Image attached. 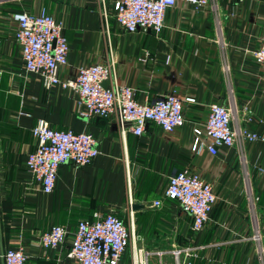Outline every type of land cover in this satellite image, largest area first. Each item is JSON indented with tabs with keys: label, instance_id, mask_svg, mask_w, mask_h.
<instances>
[{
	"label": "crops",
	"instance_id": "obj_1",
	"mask_svg": "<svg viewBox=\"0 0 264 264\" xmlns=\"http://www.w3.org/2000/svg\"><path fill=\"white\" fill-rule=\"evenodd\" d=\"M117 1L0 0L1 251L21 247L29 264H78L68 256L78 222L114 214L133 237L120 264H133L134 249L148 252V264H183L174 251L185 248L197 253L192 264H264V68L252 56L264 40V0H210L201 9L178 0L158 35L126 32L115 19ZM42 10L63 25L69 41L62 80L91 65L113 64L108 88L130 86L140 104L172 93L195 99L184 104V126L168 134L149 123L135 136L114 116H87L72 89L44 88L25 71L12 19ZM214 103L234 107L235 127L258 140L221 147L216 155L194 151L193 130ZM40 121L54 130L89 133L99 149L84 167L63 164L49 195L26 167ZM181 171L210 182L217 197L200 233L192 230L191 216L165 197L170 178ZM54 225L66 228L67 240L46 249L41 237Z\"/></svg>",
	"mask_w": 264,
	"mask_h": 264
},
{
	"label": "built area",
	"instance_id": "obj_2",
	"mask_svg": "<svg viewBox=\"0 0 264 264\" xmlns=\"http://www.w3.org/2000/svg\"><path fill=\"white\" fill-rule=\"evenodd\" d=\"M178 0H121L115 3V19L128 33L137 30L160 34L165 28V17ZM193 4L198 9L206 7L210 0H180ZM215 1V0H213ZM12 19L17 24L15 41L21 48L25 71L37 76L44 88L60 86L70 88L79 95V102L87 108V116L110 118L114 116L118 124L142 136L149 123H155L166 133L171 134L184 126V104L195 103V99L181 98L175 93L168 94L151 104H140L135 99L130 86L115 84L105 88L113 71V64H95L82 68L75 79L62 80L59 71L67 65L70 49L69 41L63 33V25L42 10L39 14L28 12L14 13ZM255 62L264 68V40L252 52ZM1 74V73H0ZM209 113L205 123L194 128L193 150L206 148L216 155L221 147H234L242 140L254 142L258 136L234 125V107L217 103L208 106ZM130 125L127 128V125ZM37 140V148L27 159L26 167L32 181L38 183L41 191L49 195L56 187L58 172L63 164L71 162L80 168L90 164L98 155V142L89 133H76L71 130L52 129L45 121H40L32 129ZM203 138L210 140L204 142ZM242 158L244 156L242 154ZM244 183L252 194L250 178L246 173ZM165 197L179 204L182 211L191 216L192 230L203 231L210 220L217 202L213 185L196 173L181 171L169 180ZM161 202L154 203L159 207ZM68 232L64 226L54 225L41 237L46 249H56L67 240ZM133 237L124 221L108 214L95 220L81 219L73 233L68 256L78 264H120ZM260 237L256 240L259 242ZM148 252L134 249L133 264H148ZM177 258L184 257L183 264L197 253L191 248L176 249ZM4 264H29V255L21 247L2 252L0 260Z\"/></svg>",
	"mask_w": 264,
	"mask_h": 264
},
{
	"label": "water",
	"instance_id": "obj_3",
	"mask_svg": "<svg viewBox=\"0 0 264 264\" xmlns=\"http://www.w3.org/2000/svg\"><path fill=\"white\" fill-rule=\"evenodd\" d=\"M107 85H108V82H106V81H105V82H103V86H104L105 88H108V86H107Z\"/></svg>",
	"mask_w": 264,
	"mask_h": 264
}]
</instances>
